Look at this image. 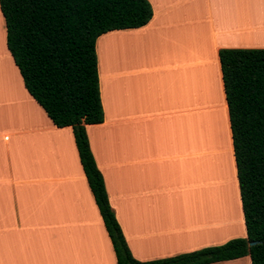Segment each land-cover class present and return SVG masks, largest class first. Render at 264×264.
Masks as SVG:
<instances>
[{"label": "crops", "instance_id": "obj_1", "mask_svg": "<svg viewBox=\"0 0 264 264\" xmlns=\"http://www.w3.org/2000/svg\"><path fill=\"white\" fill-rule=\"evenodd\" d=\"M147 1L148 24L96 40L104 120L85 126L140 262L246 238L218 52L264 50V0ZM0 264H117L72 129L25 90L1 12Z\"/></svg>", "mask_w": 264, "mask_h": 264}, {"label": "trees", "instance_id": "obj_2", "mask_svg": "<svg viewBox=\"0 0 264 264\" xmlns=\"http://www.w3.org/2000/svg\"><path fill=\"white\" fill-rule=\"evenodd\" d=\"M6 46L24 88L57 128L70 127L80 164L117 264H213L249 256L264 264V50H220L222 82L246 238L140 262L125 242L86 125L103 122L95 44L101 35L151 20L147 0H0ZM256 244L250 246L249 244Z\"/></svg>", "mask_w": 264, "mask_h": 264}, {"label": "bare ground", "instance_id": "obj_3", "mask_svg": "<svg viewBox=\"0 0 264 264\" xmlns=\"http://www.w3.org/2000/svg\"><path fill=\"white\" fill-rule=\"evenodd\" d=\"M258 16H260V15H258ZM261 18V17H260ZM262 19H260V21H261ZM264 20V19H263ZM263 20L261 21V24H263L264 22H263ZM263 22V23H262ZM229 185H231V184H228L227 186H229ZM228 189H229V187H228ZM229 192H231V191H229ZM232 195H234L233 193H232ZM233 199V198H232ZM232 201H234V200H232ZM233 204H234V202H233Z\"/></svg>", "mask_w": 264, "mask_h": 264}, {"label": "water", "instance_id": "obj_4", "mask_svg": "<svg viewBox=\"0 0 264 264\" xmlns=\"http://www.w3.org/2000/svg\"><path fill=\"white\" fill-rule=\"evenodd\" d=\"M255 244H256L255 242H252V243H250L249 245H250V246H253V245H255Z\"/></svg>", "mask_w": 264, "mask_h": 264}, {"label": "rangeland", "instance_id": "obj_5", "mask_svg": "<svg viewBox=\"0 0 264 264\" xmlns=\"http://www.w3.org/2000/svg\"><path fill=\"white\" fill-rule=\"evenodd\" d=\"M5 61H4V59H3V57H2V63H4ZM242 227V226H241Z\"/></svg>", "mask_w": 264, "mask_h": 264}]
</instances>
